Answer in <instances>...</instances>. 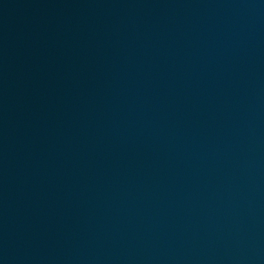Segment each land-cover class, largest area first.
<instances>
[{
	"label": "water",
	"instance_id": "1",
	"mask_svg": "<svg viewBox=\"0 0 264 264\" xmlns=\"http://www.w3.org/2000/svg\"><path fill=\"white\" fill-rule=\"evenodd\" d=\"M117 264H264V181L180 233Z\"/></svg>",
	"mask_w": 264,
	"mask_h": 264
}]
</instances>
